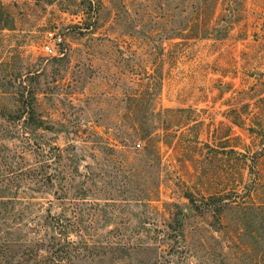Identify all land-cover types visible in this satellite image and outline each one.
I'll return each instance as SVG.
<instances>
[{
  "label": "rangeland",
  "instance_id": "rangeland-1",
  "mask_svg": "<svg viewBox=\"0 0 264 264\" xmlns=\"http://www.w3.org/2000/svg\"><path fill=\"white\" fill-rule=\"evenodd\" d=\"M18 224L0 264H264V0H0Z\"/></svg>",
  "mask_w": 264,
  "mask_h": 264
},
{
  "label": "trees",
  "instance_id": "trees-1",
  "mask_svg": "<svg viewBox=\"0 0 264 264\" xmlns=\"http://www.w3.org/2000/svg\"><path fill=\"white\" fill-rule=\"evenodd\" d=\"M39 125H38V128L40 129V127H41V125H42V121H39ZM188 199H190V198H188ZM190 201H192L191 199H190ZM59 221H61V220H59ZM29 225L30 224H28V225H25V224H23V225H21V224H18L17 225V227L18 228H15L14 230H17V232L15 233V232H7V230H2L1 229V227H0V257H3V250L5 249V248H7V245H9L11 242H12V238H18V236H20V237H27V234H24V235H22L19 231H21V229L23 228L24 229V231H26V232H28V230L30 231L31 229H30V227H29ZM67 225H70V224H67ZM11 241V242H10ZM10 242V243H9ZM9 243V244H8ZM72 246H74L73 245V242H68L67 241V243H66V246H65V248H64V251H65V253L66 254H68V249L69 248H72ZM94 249V248H93ZM130 259V258H129ZM131 260V259H130ZM142 263V262H141ZM20 264V263H19ZM155 264H157V263H155Z\"/></svg>",
  "mask_w": 264,
  "mask_h": 264
},
{
  "label": "built area",
  "instance_id": "built-area-1",
  "mask_svg": "<svg viewBox=\"0 0 264 264\" xmlns=\"http://www.w3.org/2000/svg\"><path fill=\"white\" fill-rule=\"evenodd\" d=\"M53 33H51V32H48V36L51 38V40H54L53 39ZM44 50H45V52L46 53H48V54H53V51H54V48H53V46H51V45H46L45 47H44Z\"/></svg>",
  "mask_w": 264,
  "mask_h": 264
}]
</instances>
